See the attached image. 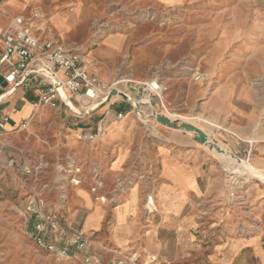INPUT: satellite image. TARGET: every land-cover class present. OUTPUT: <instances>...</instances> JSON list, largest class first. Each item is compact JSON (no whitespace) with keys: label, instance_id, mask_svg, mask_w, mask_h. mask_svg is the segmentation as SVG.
<instances>
[{"label":"rangeland","instance_id":"374dc122","mask_svg":"<svg viewBox=\"0 0 264 264\" xmlns=\"http://www.w3.org/2000/svg\"><path fill=\"white\" fill-rule=\"evenodd\" d=\"M79 5V18L71 20L64 30L54 29V15L72 14ZM34 11L45 17L44 37H53L82 55L90 53L99 72H110L111 77L121 81L158 80L164 86L161 107L155 105L160 103L152 96L155 106L148 103L140 107L142 111L148 105L156 112L174 113L170 117L180 121L189 118L207 126L200 104L223 82L232 91L248 86L264 96V0H31L21 9H14L12 18H32ZM108 36L121 37L123 46L110 59L97 58L94 51ZM197 73L201 76L198 81ZM130 90L137 91L132 87ZM144 95L149 102L148 94ZM109 109L108 123L150 122L130 106V114L122 120L113 117L115 108ZM102 116L86 115L77 125L66 107H50L37 101L24 119L25 129L19 125L3 133L0 264H80L34 242V221L26 205L30 201L42 212L52 213L69 232V228L76 229L75 224L86 212L79 192L84 190L95 194V199H105L97 194L103 185L96 160L105 153L103 144L97 141L99 137L86 139L88 130L69 136L84 122L98 124ZM224 165L234 172L233 180L242 181L241 172L234 171L227 159ZM25 166H29L30 173H25ZM236 166L242 167L239 163ZM259 172L264 179V172ZM72 180L79 184L74 185ZM86 236L94 246L96 234ZM56 244L71 247L69 238L59 239Z\"/></svg>","mask_w":264,"mask_h":264},{"label":"crops","instance_id":"0c3cea01","mask_svg":"<svg viewBox=\"0 0 264 264\" xmlns=\"http://www.w3.org/2000/svg\"><path fill=\"white\" fill-rule=\"evenodd\" d=\"M28 1L0 2V26L12 18L14 9H21ZM79 8L72 14L54 15V29H66L71 20L80 17ZM122 46L121 37L108 36L94 54L110 59ZM83 60L96 68L104 82L118 81L120 89L137 96L130 87L136 90L134 81H142H121L110 72H99L90 53ZM229 88L223 82L200 104L207 126L189 118L187 122L205 131L219 147L246 158L256 170L264 172V96L248 86L233 91ZM37 101L36 90L19 88L0 102V114L9 117L6 131L15 130ZM110 106L115 108L113 117L117 120L130 114V103L114 96L107 108L101 106V112L95 110L87 116H107ZM118 111L124 113L122 118H117ZM84 130L95 132L97 124L84 122L69 136H78ZM193 136L151 121L105 124L97 135L105 153L96 160L103 185L97 194L105 199H95V194L84 190L78 193L86 212L75 224L76 229L97 237L90 252L99 261L90 264H107L114 256L131 251L138 253L139 262L154 259L153 264H264V184L249 176L241 183L236 202H231L233 182L226 178L223 154L199 144ZM148 199L154 207L151 212L146 210ZM31 208L29 201L26 212L30 217ZM68 238L71 232L66 231L61 240ZM84 257L82 251L71 246L65 259L85 264Z\"/></svg>","mask_w":264,"mask_h":264},{"label":"built area","instance_id":"2783aa9c","mask_svg":"<svg viewBox=\"0 0 264 264\" xmlns=\"http://www.w3.org/2000/svg\"><path fill=\"white\" fill-rule=\"evenodd\" d=\"M41 15L42 13L39 11H34L32 18L17 15L4 26H0V77L2 82L6 84L4 90L14 86L18 80L24 78L19 88L36 90L38 101L42 104L50 107L63 106L57 90L53 86V80H56L61 84L72 102L82 108H85V103L92 104L104 97L112 88L122 90L118 87V81L104 82L98 77L95 67L86 65L83 57L88 55H82L78 51L66 47L53 37H44L42 32L46 24L43 22L45 17L43 18ZM200 77V74L197 73L195 80L198 81ZM134 85L137 94L139 93L137 95L139 98L143 94H148L150 98L149 106H155L152 104V96H155L162 104L161 92L164 90V86L158 80H155V82L150 80L134 82ZM0 89H3L1 83ZM136 102L139 112L148 115L149 121L156 123L152 118L154 116L153 110L145 113L140 110V107L143 106L141 102L138 100ZM130 107L133 109L132 104H130ZM116 116L122 118L124 113L118 111ZM8 122V115L5 113L0 114V139L3 133L6 132L5 125ZM106 123V116H103L97 124V130L86 133L84 137L86 139L97 137ZM26 124V121L22 120L20 122L21 129H25ZM24 170L25 173L31 172L29 166H25ZM225 174L227 180L235 184H231L229 198L231 202H236L237 191L243 187L241 183L248 178L239 174L242 181L237 180L236 182V180H233L234 172L225 170ZM236 174L238 175V173ZM146 210L148 212L154 210L150 199L146 202ZM30 213L34 221L31 235L34 242L42 249L58 257L67 258L69 256L68 247H60L56 244V241L62 238L63 233L68 231V228L62 225L52 213L42 212L41 207L32 206ZM69 232H71L69 245L85 254L84 263L98 262V256L90 252L93 247L90 238L77 229L69 228ZM153 263L154 259L139 262L138 253L131 251L114 256L107 264Z\"/></svg>","mask_w":264,"mask_h":264},{"label":"water","instance_id":"95a60500","mask_svg":"<svg viewBox=\"0 0 264 264\" xmlns=\"http://www.w3.org/2000/svg\"><path fill=\"white\" fill-rule=\"evenodd\" d=\"M3 0H0V2H2ZM24 78L18 80V82L8 88L5 89L6 84L5 82H2V78L0 77V83H1V87L3 89H0V96H3V99L7 98L9 95H11L12 93H14L20 86V84L22 83ZM53 86L56 88L60 102L62 103V105L64 107H66L72 114L74 117L75 121L80 120L82 117L91 114L92 112H94L95 110H97L98 108H100L101 106H103L105 103H107L112 97L114 96H118L124 100H127L130 104H132L133 109L144 119L149 120L148 115L146 114H141L138 110V104L136 102V100H134V98L127 92L123 91V90H119L117 88H112L104 97L100 98L99 100H97L96 102L92 103V104H88L85 103L84 106L85 108L79 107L77 105H75L72 100L68 97V95L66 94V92L64 91V89L62 88L61 84L56 81L53 80ZM139 94V93H138ZM1 99V101L3 100ZM0 101V102H1ZM142 105H144V103L141 102ZM154 116L152 117L156 123L158 124H162L171 128H179L182 130H185L187 132H191L193 133V139L198 142L199 144L202 145H206L209 148L215 150L218 153H221L223 155H230L231 157L236 158L238 161L240 160H245L246 158H240L237 157L236 155H234L233 153L224 150L223 148L219 147L215 142L211 141L208 139V135L206 134L205 131H203L201 128H199L198 126L187 122V121H180L178 119L175 118H170L167 115L163 114V113H156L155 110H153ZM252 177L256 178L257 180H259L260 182H262L264 184V179H262V177L260 175H258L257 172L253 171L252 172Z\"/></svg>","mask_w":264,"mask_h":264},{"label":"bare ground","instance_id":"6f19581e","mask_svg":"<svg viewBox=\"0 0 264 264\" xmlns=\"http://www.w3.org/2000/svg\"><path fill=\"white\" fill-rule=\"evenodd\" d=\"M152 81H154L155 82V80H152ZM135 82V81H134ZM144 95V94H143ZM120 98V97H119ZM1 99H3V96H0V101H1ZM134 100H138V101H140V102H142V103H144V105H146V104H148V103H150V99H149V102L148 101H146L147 99H146V95H144L143 97H140V98H138V99H134ZM144 110H146V111H144ZM143 111L145 112V113H149V112H151V108H149V106L147 105L146 106V108L144 109ZM164 114H166L168 117H170V116H175V114L174 113H170V112H167V113H164ZM170 118H173V117H170ZM208 139H209V136H208ZM211 140V139H210ZM225 159H227L228 160V164L230 165V166H232L233 168V170L234 171H236V172H241L240 174H250V175H252V172L253 171H255V172H257L258 173V175H260L262 178H263V175L258 171V170H256V168H254L252 165H250L249 163H248V161L246 160H240V161H238L236 158H234V157H231L230 155H222ZM240 164L242 167H238V166H236L237 164ZM243 169V170H242ZM72 182L74 183V184H77V180H72ZM100 200H104L103 198H101Z\"/></svg>","mask_w":264,"mask_h":264}]
</instances>
